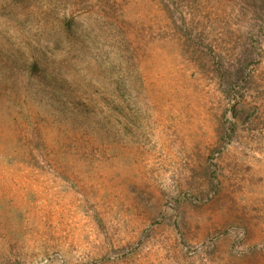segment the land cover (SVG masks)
Wrapping results in <instances>:
<instances>
[{
    "label": "rangeland",
    "instance_id": "374dc122",
    "mask_svg": "<svg viewBox=\"0 0 264 264\" xmlns=\"http://www.w3.org/2000/svg\"><path fill=\"white\" fill-rule=\"evenodd\" d=\"M0 264H264V0H0Z\"/></svg>",
    "mask_w": 264,
    "mask_h": 264
},
{
    "label": "trees",
    "instance_id": "16d2710c",
    "mask_svg": "<svg viewBox=\"0 0 264 264\" xmlns=\"http://www.w3.org/2000/svg\"><path fill=\"white\" fill-rule=\"evenodd\" d=\"M91 32L85 29L82 24L78 23L75 18L63 16L55 21L54 27L50 29V43L53 42L54 48L62 49L63 47L67 50V53H74L80 55L83 51V42L90 41L93 45L94 41L91 40ZM95 45V44H94ZM72 51V52H70ZM98 49L92 51L93 56L99 57ZM117 56H120L116 52ZM37 63L35 64L36 68Z\"/></svg>",
    "mask_w": 264,
    "mask_h": 264
}]
</instances>
